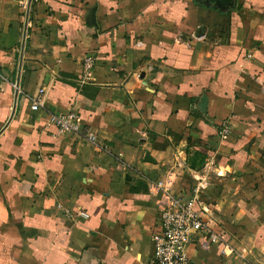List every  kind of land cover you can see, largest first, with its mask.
<instances>
[{
    "label": "crops",
    "instance_id": "0c3cea01",
    "mask_svg": "<svg viewBox=\"0 0 264 264\" xmlns=\"http://www.w3.org/2000/svg\"><path fill=\"white\" fill-rule=\"evenodd\" d=\"M28 7L0 0V264H148L149 187L177 169L224 242L190 245L192 264H264V0ZM68 110L97 142L50 122Z\"/></svg>",
    "mask_w": 264,
    "mask_h": 264
},
{
    "label": "built area",
    "instance_id": "2783aa9c",
    "mask_svg": "<svg viewBox=\"0 0 264 264\" xmlns=\"http://www.w3.org/2000/svg\"><path fill=\"white\" fill-rule=\"evenodd\" d=\"M95 64L92 55L84 59V73L90 75ZM45 89L32 97L31 109L39 110L43 106ZM50 122L59 132L83 134L92 143L98 136L93 133H83V123L80 115L74 110L51 113ZM230 129L227 124L222 126L220 135L225 138ZM181 176L179 169L172 170L166 179L153 180L150 185L151 196L160 205L159 230L152 234V257L148 264H192L189 247L197 244L208 247L210 244L223 245L222 237L205 222L202 213L195 208V201L184 200L175 192V185Z\"/></svg>",
    "mask_w": 264,
    "mask_h": 264
},
{
    "label": "water",
    "instance_id": "95a60500",
    "mask_svg": "<svg viewBox=\"0 0 264 264\" xmlns=\"http://www.w3.org/2000/svg\"><path fill=\"white\" fill-rule=\"evenodd\" d=\"M196 1L203 2L206 5H213V6L217 7L218 9H220L221 11H228L229 9H235L236 8L238 0H196ZM30 4H31V0H29V7H28L29 9H30ZM28 16H29V10L27 12V20H28ZM92 19H93V22L95 23L94 14H93ZM25 35H26V30H25V34H24L23 43H22V51L24 50V47H25ZM21 62H22V59H21ZM20 74H21V71H20L19 76H18L17 86H19ZM17 95H18V92H17ZM206 101H207V98H206V96H204L202 99V102L204 104L201 105L202 110H205ZM16 102H17V96H16V100H15V105H16ZM14 111H15V108H14Z\"/></svg>",
    "mask_w": 264,
    "mask_h": 264
},
{
    "label": "trees",
    "instance_id": "16d2710c",
    "mask_svg": "<svg viewBox=\"0 0 264 264\" xmlns=\"http://www.w3.org/2000/svg\"><path fill=\"white\" fill-rule=\"evenodd\" d=\"M216 232L219 234V232L216 230ZM220 235V234H219Z\"/></svg>",
    "mask_w": 264,
    "mask_h": 264
}]
</instances>
